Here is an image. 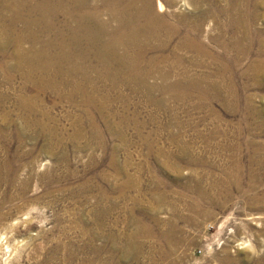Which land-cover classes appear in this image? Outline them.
<instances>
[{
  "label": "rangeland",
  "instance_id": "374dc122",
  "mask_svg": "<svg viewBox=\"0 0 264 264\" xmlns=\"http://www.w3.org/2000/svg\"><path fill=\"white\" fill-rule=\"evenodd\" d=\"M178 1L199 48L143 90L24 107L0 72V264H264V0Z\"/></svg>",
  "mask_w": 264,
  "mask_h": 264
},
{
  "label": "bare ground",
  "instance_id": "6f19581e",
  "mask_svg": "<svg viewBox=\"0 0 264 264\" xmlns=\"http://www.w3.org/2000/svg\"><path fill=\"white\" fill-rule=\"evenodd\" d=\"M196 1L199 3L185 2L193 5ZM203 2L213 7L217 0ZM177 4L178 0H0V55L15 48L14 65H0V72L20 74L37 92L34 97L20 95L24 107L41 102L40 95L47 92L68 101L108 102V97L100 96L101 81L110 92L124 85L143 90L152 73L182 67L185 61L178 52L187 50L183 46L199 48L193 38L175 45L174 39L183 35L182 30L174 29L164 16L154 12V7L162 13ZM199 4L194 5L196 9ZM103 9L109 12L108 19H103ZM209 13L202 18H208ZM171 15L190 22L188 34L202 33V18ZM61 17L67 25H60ZM93 72L95 79L90 78Z\"/></svg>",
  "mask_w": 264,
  "mask_h": 264
}]
</instances>
